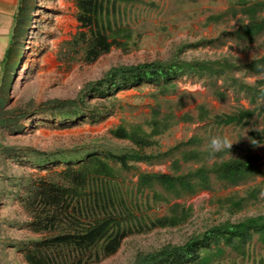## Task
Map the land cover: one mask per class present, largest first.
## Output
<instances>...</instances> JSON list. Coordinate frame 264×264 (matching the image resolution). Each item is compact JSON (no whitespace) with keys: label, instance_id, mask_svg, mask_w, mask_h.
Listing matches in <instances>:
<instances>
[{"label":"rangeland","instance_id":"374dc122","mask_svg":"<svg viewBox=\"0 0 264 264\" xmlns=\"http://www.w3.org/2000/svg\"><path fill=\"white\" fill-rule=\"evenodd\" d=\"M77 2L29 0L26 3L27 9L31 8L21 39L22 59L16 58L10 73L4 94L7 97L2 114L4 123L0 125V264H25L22 250L48 236L31 229L29 223L33 217L23 199L41 180L63 182L59 173L67 167V162L62 158L70 155L81 158L86 153H99L113 167L107 185L112 194L135 211L136 225L138 222L151 225L157 218L171 216L175 205L189 213L188 220L177 227L156 228L127 237L115 255L94 264H134L142 253L181 246L214 226L264 216V175L236 187L214 181L212 190L193 195L169 193L159 183L150 187L138 185L141 174L186 175L202 166L248 154L258 155L264 163V144L259 138L264 130V99L258 98L252 104L245 92L230 88V83L225 86L223 78L185 76L174 81L177 92L172 95H161L152 85L133 87L118 92L107 103L98 93H92V98L85 100V107L110 112L104 121L98 120L104 111H100L98 122L77 119L75 123L53 120L49 113L50 102L78 100L86 94L88 84L100 81L113 68L224 60L246 65L262 59L264 35L253 41L244 37L243 25L249 23V18L241 11L238 0L118 2L106 19L110 23L111 40L116 39L121 46H113L93 63L85 60L86 44H75L78 34L87 32L80 29ZM205 41L212 43L201 44ZM231 77L238 84L248 86L264 80V75L246 72ZM217 90L225 94L224 100L217 98ZM200 106L209 110L205 121L199 119ZM242 109L257 110L249 126L217 125V116ZM155 110L162 121L168 120L169 126L153 136ZM23 112L25 116L20 118ZM120 126L129 132L142 128L150 136V143L140 148L132 140L116 138L111 131ZM216 135L227 136L230 143L234 142L231 148L213 154L209 141ZM182 143L185 145L171 156L151 163L128 160V168L107 159L109 153L159 156ZM3 148H13L16 152L9 155ZM194 153L197 156L192 157ZM44 155L51 156L52 163L41 161ZM186 155L188 160H184ZM175 160L181 163L179 170L173 167ZM254 190L259 192L257 200L245 202L241 210L232 207L231 200L248 198ZM247 251L248 258H244L226 249L225 256L215 264H264V249L257 239Z\"/></svg>","mask_w":264,"mask_h":264},{"label":"trees","instance_id":"16d2710c","mask_svg":"<svg viewBox=\"0 0 264 264\" xmlns=\"http://www.w3.org/2000/svg\"><path fill=\"white\" fill-rule=\"evenodd\" d=\"M135 0H78L77 20L80 32L75 38V44H86L85 60L89 63L97 61L102 55L110 52L113 46H121L116 39L111 40L109 34L110 23L107 24L110 9L118 2L131 3ZM29 0H21L16 16V25L11 35V44L4 59V79L0 88V125L4 123V109L7 103L5 89L8 85L10 73L14 69L16 58L22 59L21 39L23 38L24 23L29 17L31 6L27 9ZM241 11L247 14L249 23L243 25L244 37L253 41L256 37L264 35V1L238 0ZM112 6V7H111ZM222 17V16H221ZM220 18V17H219ZM218 18V19H219ZM22 28V29H21ZM240 36V32H237ZM211 44L205 41L201 44ZM246 72L255 75H264V57L246 65H237L229 60L224 61H196L181 64L144 63L135 66H121L111 69L103 79L86 86V94L78 100L50 102V118L64 123H75L77 119L97 120L100 111L104 116L98 120H106L111 115L105 109L85 107V101L92 93H98L106 100L113 99L114 95L125 89L155 86L161 95H172L177 92L175 80L182 77L197 78H223L224 85H229L237 92H245L255 104L258 98L264 99V80L257 85L248 86L238 84L231 77L234 73ZM230 80V81H228ZM238 87V88H237ZM217 98L224 100L222 91H215ZM92 98V97H91ZM86 109V112L82 111ZM45 112H48L45 110ZM199 119L205 121L209 118V110L199 107ZM256 109H242L232 114L216 117L218 126L247 127L256 116ZM23 112L19 117H24ZM49 117L46 116V119ZM20 120V119H19ZM98 120L96 122H98ZM153 136L162 133L169 126L168 120L160 119L159 111H154L152 121ZM118 139L132 140L140 148L148 145L149 139L142 128H135L132 132L124 126L111 131ZM260 142L264 144V130L259 133ZM192 143V141H189ZM188 142V143H189ZM186 143V144H188ZM182 143L171 151L162 155H135L119 156L112 153L107 159L118 161L128 168V160L151 163L158 158L171 156L175 150H180ZM1 147V146H0ZM9 155L14 154L13 148H3ZM14 151V152H13ZM188 155L185 158L188 160ZM197 156L196 153L192 157ZM49 155L41 157V161L52 163ZM84 157V158H83ZM67 167L59 174L63 182L41 180L34 184V188L23 199L28 207L33 221L29 223L35 232L47 233L43 240L33 242L24 248L23 261L25 264H94L115 255L127 237L152 231L156 228L177 227L185 223L189 213L179 209V205L171 208V216L157 218L151 225H136V213L122 199L110 192L109 178L113 175V167L99 153H86L85 156L63 157ZM82 160V162H80ZM255 154H248L241 158L224 162H215L211 166H202L186 175L175 174H141L139 187H150L159 183L167 192L181 195H193L198 191H210L214 181L227 186L236 187L257 176L264 175V163ZM81 163L78 167L76 164ZM176 170L181 168L179 160L173 162ZM259 192L252 191L248 198L231 200L232 207L241 210L245 202L257 200ZM135 221V224H134ZM257 239L264 249V216L249 218L237 224L225 223L214 226L199 236H195L181 246H167L154 253L141 254L134 264H215L221 260L226 249L248 258L247 249ZM26 245V244H25ZM21 264V263H20Z\"/></svg>","mask_w":264,"mask_h":264},{"label":"crops","instance_id":"0c3cea01","mask_svg":"<svg viewBox=\"0 0 264 264\" xmlns=\"http://www.w3.org/2000/svg\"><path fill=\"white\" fill-rule=\"evenodd\" d=\"M21 0H0V88L4 79V59L11 44Z\"/></svg>","mask_w":264,"mask_h":264},{"label":"clouds","instance_id":"9594fccd","mask_svg":"<svg viewBox=\"0 0 264 264\" xmlns=\"http://www.w3.org/2000/svg\"><path fill=\"white\" fill-rule=\"evenodd\" d=\"M233 143L234 142L230 143L229 138L227 136L216 135L210 138L209 148L211 149V152L214 154L216 152L222 151L225 148L230 149Z\"/></svg>","mask_w":264,"mask_h":264}]
</instances>
